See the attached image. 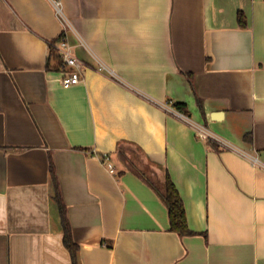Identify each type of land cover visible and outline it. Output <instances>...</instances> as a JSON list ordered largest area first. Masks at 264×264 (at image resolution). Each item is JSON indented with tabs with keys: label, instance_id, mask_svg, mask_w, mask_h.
Masks as SVG:
<instances>
[{
	"label": "crops",
	"instance_id": "1",
	"mask_svg": "<svg viewBox=\"0 0 264 264\" xmlns=\"http://www.w3.org/2000/svg\"><path fill=\"white\" fill-rule=\"evenodd\" d=\"M63 216L76 264H264V0H0V264H73Z\"/></svg>",
	"mask_w": 264,
	"mask_h": 264
},
{
	"label": "trees",
	"instance_id": "2",
	"mask_svg": "<svg viewBox=\"0 0 264 264\" xmlns=\"http://www.w3.org/2000/svg\"><path fill=\"white\" fill-rule=\"evenodd\" d=\"M238 22L241 27H246L247 26V20L245 15L242 12H239L238 14ZM60 39V38H59ZM53 43H56L54 41ZM50 54L53 56V59L56 62V67L60 68L63 65L62 59L58 55L56 49L54 46H51L50 49ZM185 104L183 103H175L174 107L182 112H185ZM209 143L211 145L216 146L215 143L212 142L211 139H208ZM165 192L163 194V200L166 203L169 211V218H170V230L178 233L181 236H187V235H193L195 234L194 231H192L188 225L187 222V215H186V210L184 206L183 199L171 180L169 174H167V177L165 179ZM58 196V195H57ZM59 200L60 208H61V213L64 215L63 211V204L59 197H57ZM63 224H64V229H65V244L67 247L70 249L73 257V264H76V250H77V245L71 238V231L68 222L65 220L63 216Z\"/></svg>",
	"mask_w": 264,
	"mask_h": 264
},
{
	"label": "built area",
	"instance_id": "3",
	"mask_svg": "<svg viewBox=\"0 0 264 264\" xmlns=\"http://www.w3.org/2000/svg\"><path fill=\"white\" fill-rule=\"evenodd\" d=\"M56 6L58 11H60V2L56 1ZM58 55L62 59L63 69H62V84L65 87H69L72 85L79 84L83 80L82 74V64L80 60L77 58L74 50V46L71 45L64 36L57 41V43L53 44ZM165 107L167 109L174 111V106L166 102ZM181 116H183L181 114ZM186 118L185 116H183ZM188 119V118H186ZM198 136L202 139H210L212 136L207 128L203 125H194ZM110 172H115V168L113 165L109 164Z\"/></svg>",
	"mask_w": 264,
	"mask_h": 264
}]
</instances>
